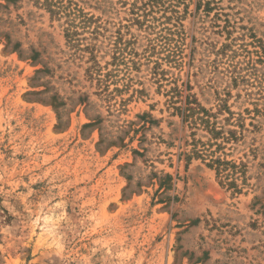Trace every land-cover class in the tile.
Listing matches in <instances>:
<instances>
[{
	"label": "rangeland",
	"instance_id": "obj_1",
	"mask_svg": "<svg viewBox=\"0 0 264 264\" xmlns=\"http://www.w3.org/2000/svg\"><path fill=\"white\" fill-rule=\"evenodd\" d=\"M42 2L0 0V264H264V0L184 1L182 64L103 93ZM113 2L80 0L124 20L129 3ZM224 45L255 61L247 82L215 69ZM187 95L214 111L221 96L240 119L225 151L247 166L241 193L187 163Z\"/></svg>",
	"mask_w": 264,
	"mask_h": 264
},
{
	"label": "trees",
	"instance_id": "obj_2",
	"mask_svg": "<svg viewBox=\"0 0 264 264\" xmlns=\"http://www.w3.org/2000/svg\"><path fill=\"white\" fill-rule=\"evenodd\" d=\"M108 1L111 4L108 9L113 8V0H95L98 8L105 7L103 12ZM117 1L122 5L129 3L127 16L119 22L86 11L80 0L42 2L53 19L63 20L68 45L75 49L79 60L87 64L85 74L91 82H95L100 93L106 92L113 82L123 81L124 87L129 88L133 71L141 69L143 65L150 67L153 77L160 80L164 74L163 62L178 66L187 56L184 14L180 10V5L186 0ZM203 2L206 10L210 11L212 0H197V8ZM133 27L139 33L134 32ZM227 47L224 45L217 50L221 56L213 60L215 69L219 65L224 66L225 74L233 85L240 81L247 82V76L250 78L249 75H253L255 70V61L248 56L244 60L245 65H242V62L234 60L237 50L229 53ZM244 51L249 54V50ZM106 56L110 59L103 65L102 59ZM115 90L120 89L116 86ZM133 91L140 92L138 89ZM217 105V111H214L202 105L196 97L187 95L184 106H175L182 121L192 130L191 149L185 153V158L188 164L193 159H201L215 171L216 180L221 186L241 193L242 185L247 183V166L245 162L237 163L234 159H228L225 150L229 143L240 138L239 134L243 136L241 131L230 127H242L244 131L243 125L239 118H233L234 112L225 98L220 96ZM225 110L228 116L221 118ZM199 131L207 135L206 139L203 136L196 137Z\"/></svg>",
	"mask_w": 264,
	"mask_h": 264
}]
</instances>
